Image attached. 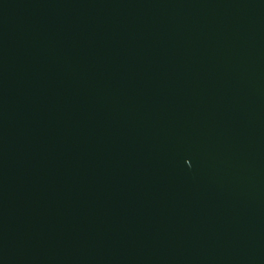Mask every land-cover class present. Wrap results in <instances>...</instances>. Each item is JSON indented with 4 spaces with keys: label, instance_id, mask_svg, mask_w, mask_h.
Listing matches in <instances>:
<instances>
[{
    "label": "water",
    "instance_id": "obj_1",
    "mask_svg": "<svg viewBox=\"0 0 264 264\" xmlns=\"http://www.w3.org/2000/svg\"><path fill=\"white\" fill-rule=\"evenodd\" d=\"M0 264H264V0H0Z\"/></svg>",
    "mask_w": 264,
    "mask_h": 264
}]
</instances>
